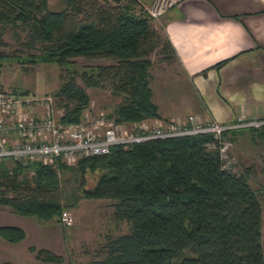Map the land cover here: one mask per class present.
<instances>
[{"label": "trees", "instance_id": "obj_1", "mask_svg": "<svg viewBox=\"0 0 264 264\" xmlns=\"http://www.w3.org/2000/svg\"><path fill=\"white\" fill-rule=\"evenodd\" d=\"M63 1V9L53 10L48 0H0V45L5 44L1 34L6 28L25 30L18 43L39 51H13L26 53L32 63L65 66L76 57L110 61L73 70L54 90L63 108L59 120L77 121L89 105V94L77 77L87 86L106 81L121 96L108 113L116 120L159 117L149 83L150 55L160 52L171 58L173 48L142 6L134 10L139 0ZM245 130L264 140V122L224 133L233 140L234 133ZM211 139L199 133L115 144L108 152L56 166L1 158L0 204L47 220L81 197L112 198L114 217L129 224L128 231L107 239L102 257L65 260L60 253L31 245L36 264H264L259 194L248 172L221 166L216 148L207 146ZM66 169L78 180L79 189L71 197L59 175ZM94 171L99 172L95 182L85 186L87 172ZM0 236L17 242L25 230L0 224Z\"/></svg>", "mask_w": 264, "mask_h": 264}, {"label": "crops", "instance_id": "obj_2", "mask_svg": "<svg viewBox=\"0 0 264 264\" xmlns=\"http://www.w3.org/2000/svg\"><path fill=\"white\" fill-rule=\"evenodd\" d=\"M150 1L139 0L142 7ZM156 21L157 25H152L173 48L171 58L160 59L174 63L178 69L171 78L162 76L154 87L153 61L149 67L158 118L195 113L226 124L261 120L264 0H180ZM220 61L223 62L216 66ZM40 111L42 106H37L32 113ZM261 242L264 257L262 204Z\"/></svg>", "mask_w": 264, "mask_h": 264}, {"label": "rangeland", "instance_id": "obj_3", "mask_svg": "<svg viewBox=\"0 0 264 264\" xmlns=\"http://www.w3.org/2000/svg\"><path fill=\"white\" fill-rule=\"evenodd\" d=\"M102 1V0H98ZM109 2L114 3L113 0ZM66 6L63 0H48V7L61 10ZM140 6L134 7L136 12ZM153 25H157L150 19ZM5 44L0 45V88L21 91L25 94H50L53 100L54 114L58 116L63 108L53 94L68 74L75 69L82 68L85 64H105L107 59L88 60L76 57L72 63L60 66L54 62L32 63L26 53L14 49L22 48L28 52H38L36 49H25L18 40L25 38V30L18 27L6 28L1 34ZM14 53V54H12ZM21 53V54H20ZM160 52H153L150 56L153 61V86L161 78H171L178 73L174 63L163 62ZM159 72H168L160 75ZM163 76V77H162ZM77 83L84 87L89 94L90 102L86 109L97 112L109 113L121 100L119 94H114L111 85L104 81V85L87 86L79 77ZM33 110V107L30 106ZM39 114V113H38ZM262 123L264 119H261ZM259 124H252L255 126ZM248 130L234 133L232 152L235 155L233 168L236 172H248L251 186L259 194L260 202L264 209V140L259 137L252 138ZM32 172L28 171L30 176ZM99 172H87L85 186H91ZM63 185L70 197L78 191V180L75 173L66 169L59 173ZM112 198H86L81 197L78 202L66 208L73 222L63 225L59 217L47 220L39 219L35 215H20L15 213L8 205L0 204V224H14L25 230V236L17 242L8 241L0 236V264L9 261L13 264H36L35 251L29 246L44 247L62 254L65 260L89 261L104 255V244L107 239L119 233L126 232L129 224L124 219H117L113 215Z\"/></svg>", "mask_w": 264, "mask_h": 264}, {"label": "built area", "instance_id": "obj_4", "mask_svg": "<svg viewBox=\"0 0 264 264\" xmlns=\"http://www.w3.org/2000/svg\"><path fill=\"white\" fill-rule=\"evenodd\" d=\"M180 0H151L143 8L151 20H157L165 10ZM30 106H42L33 114ZM54 114L50 94L15 93L0 88V159L10 158L23 163L40 161L56 166L58 162L74 164L79 158L108 152L111 146H129L148 139L210 134L208 147L216 148L221 166L233 167V141L225 130L262 123L226 124L214 118H201L195 113L182 117H148L137 121H119L113 115L84 109L79 120L63 122ZM63 225H70L73 217L67 211L60 216Z\"/></svg>", "mask_w": 264, "mask_h": 264}, {"label": "water", "instance_id": "obj_5", "mask_svg": "<svg viewBox=\"0 0 264 264\" xmlns=\"http://www.w3.org/2000/svg\"><path fill=\"white\" fill-rule=\"evenodd\" d=\"M128 15H130V16H133V17H135V16H136V14H135V13H128Z\"/></svg>", "mask_w": 264, "mask_h": 264}]
</instances>
